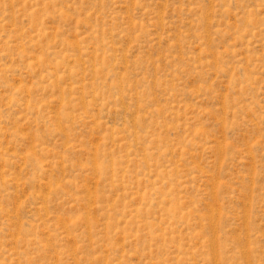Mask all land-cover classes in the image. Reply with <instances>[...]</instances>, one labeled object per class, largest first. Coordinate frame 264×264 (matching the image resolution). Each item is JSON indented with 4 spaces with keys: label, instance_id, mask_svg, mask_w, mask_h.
Returning a JSON list of instances; mask_svg holds the SVG:
<instances>
[{
    "label": "rangeland",
    "instance_id": "rangeland-1",
    "mask_svg": "<svg viewBox=\"0 0 264 264\" xmlns=\"http://www.w3.org/2000/svg\"><path fill=\"white\" fill-rule=\"evenodd\" d=\"M0 264H264V0H0Z\"/></svg>",
    "mask_w": 264,
    "mask_h": 264
}]
</instances>
